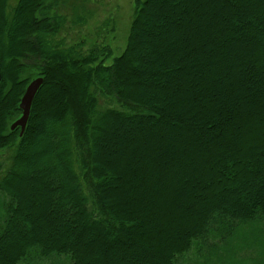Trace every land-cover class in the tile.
I'll return each instance as SVG.
<instances>
[{"label":"trees","instance_id":"1","mask_svg":"<svg viewBox=\"0 0 264 264\" xmlns=\"http://www.w3.org/2000/svg\"><path fill=\"white\" fill-rule=\"evenodd\" d=\"M58 5L0 0V264L35 247L71 264H177L218 223L264 222V0H136L111 64L107 43L58 39Z\"/></svg>","mask_w":264,"mask_h":264},{"label":"rangeland","instance_id":"2","mask_svg":"<svg viewBox=\"0 0 264 264\" xmlns=\"http://www.w3.org/2000/svg\"><path fill=\"white\" fill-rule=\"evenodd\" d=\"M135 1L58 0V11L66 17L58 39L67 48L78 46L80 53L93 49V44L100 46L107 43L111 54L105 62L111 64L125 50ZM78 14L84 16L85 23H74ZM36 78L39 76L34 75L32 79ZM101 101L112 107L120 105L113 96ZM11 155L10 149L0 151V166H7ZM6 202L9 198L0 190V235L1 226L8 218ZM218 224L210 228L202 240L194 241L192 249L180 256L177 264H264L263 221L240 223L234 225L235 228H224L226 230L221 223ZM39 251V247L33 248L21 264H71L70 257L65 255L39 259Z\"/></svg>","mask_w":264,"mask_h":264},{"label":"water","instance_id":"3","mask_svg":"<svg viewBox=\"0 0 264 264\" xmlns=\"http://www.w3.org/2000/svg\"><path fill=\"white\" fill-rule=\"evenodd\" d=\"M43 83L44 80L41 77L32 80L28 84L26 91L21 99L20 109L22 110V115L10 126L11 131L20 129V136H22L26 130L33 101Z\"/></svg>","mask_w":264,"mask_h":264}]
</instances>
